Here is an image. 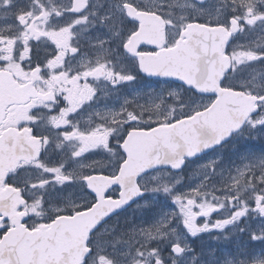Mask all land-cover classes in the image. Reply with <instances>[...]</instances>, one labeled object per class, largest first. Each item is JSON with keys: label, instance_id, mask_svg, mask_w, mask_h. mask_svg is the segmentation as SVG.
Masks as SVG:
<instances>
[{"label": "snow or ice", "instance_id": "1", "mask_svg": "<svg viewBox=\"0 0 264 264\" xmlns=\"http://www.w3.org/2000/svg\"><path fill=\"white\" fill-rule=\"evenodd\" d=\"M31 249L264 264V0H0V264Z\"/></svg>", "mask_w": 264, "mask_h": 264}, {"label": "water", "instance_id": "2", "mask_svg": "<svg viewBox=\"0 0 264 264\" xmlns=\"http://www.w3.org/2000/svg\"><path fill=\"white\" fill-rule=\"evenodd\" d=\"M13 219H18L16 216H13ZM22 231V230H19ZM17 235V233H13V236ZM43 249H31V250H21V251H14L12 253H9L8 255H10L13 258V264H15V260L18 259H24V258H32L33 256L35 257H39L42 255Z\"/></svg>", "mask_w": 264, "mask_h": 264}, {"label": "flooded vegetation", "instance_id": "3", "mask_svg": "<svg viewBox=\"0 0 264 264\" xmlns=\"http://www.w3.org/2000/svg\"><path fill=\"white\" fill-rule=\"evenodd\" d=\"M17 218H19V217H17Z\"/></svg>", "mask_w": 264, "mask_h": 264}]
</instances>
